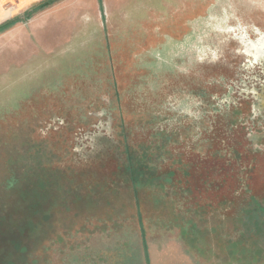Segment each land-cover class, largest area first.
I'll return each instance as SVG.
<instances>
[{"label": "water", "instance_id": "1", "mask_svg": "<svg viewBox=\"0 0 264 264\" xmlns=\"http://www.w3.org/2000/svg\"><path fill=\"white\" fill-rule=\"evenodd\" d=\"M17 18L0 31L1 251L43 264L185 241L264 264V0H55Z\"/></svg>", "mask_w": 264, "mask_h": 264}, {"label": "rangeland", "instance_id": "2", "mask_svg": "<svg viewBox=\"0 0 264 264\" xmlns=\"http://www.w3.org/2000/svg\"><path fill=\"white\" fill-rule=\"evenodd\" d=\"M40 1L0 0V24ZM186 246L197 253L185 241H96L43 264H210L199 253V259L192 253L193 258H187ZM0 264L24 263L0 250Z\"/></svg>", "mask_w": 264, "mask_h": 264}, {"label": "trees", "instance_id": "3", "mask_svg": "<svg viewBox=\"0 0 264 264\" xmlns=\"http://www.w3.org/2000/svg\"><path fill=\"white\" fill-rule=\"evenodd\" d=\"M53 0H42L35 4L33 7H31L27 12V17L30 16L32 13L36 12L37 10L41 9L42 7L50 4ZM19 18L11 20L5 24L0 25V31L3 30L6 26L13 24L14 22L18 21Z\"/></svg>", "mask_w": 264, "mask_h": 264}, {"label": "crops", "instance_id": "4", "mask_svg": "<svg viewBox=\"0 0 264 264\" xmlns=\"http://www.w3.org/2000/svg\"><path fill=\"white\" fill-rule=\"evenodd\" d=\"M184 253H185V255L187 256V258H193L192 256H191V253L193 254V255H195L196 256V258H198V254L197 253H194L191 249H189V247H184V251H183ZM188 252V253H187ZM189 255L191 256V257H189ZM199 259V258H198ZM191 262V261H190ZM197 262H199V261H197ZM191 264V263H190Z\"/></svg>", "mask_w": 264, "mask_h": 264}]
</instances>
